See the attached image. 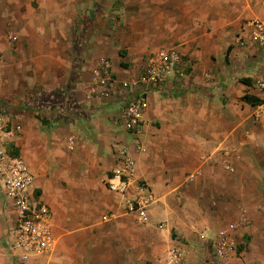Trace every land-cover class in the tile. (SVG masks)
I'll list each match as a JSON object with an SVG mask.
<instances>
[{
    "label": "crops",
    "instance_id": "crops-1",
    "mask_svg": "<svg viewBox=\"0 0 264 264\" xmlns=\"http://www.w3.org/2000/svg\"><path fill=\"white\" fill-rule=\"evenodd\" d=\"M183 1L181 10L213 9L212 0ZM223 1H227L226 9L241 18L236 32L226 37L224 48L216 54L209 35L198 48H176L190 60L191 68L169 92L147 89L148 104L136 134L123 129L121 110L124 99L132 94L124 83L141 72L144 60L140 56L130 62L123 50L125 40L115 39L116 32L97 23L96 15L88 20L91 27H79L82 33L87 27L89 33L79 48H73L72 59L82 61L80 73L70 69L57 77L48 69V83L54 84L37 102L34 96L42 90L38 85L20 98L0 93V109L8 122L21 124L10 147L29 166L34 195L49 206L55 238L52 250L25 263L10 254L15 213L0 180V264H136L137 258L141 264H162L172 245L184 250L182 264H221L208 240L223 226L225 215L209 206L208 188L225 185L218 178L220 168L216 177L211 173L214 161H208V156L230 152L226 140L232 139L233 128L247 125L259 106L244 102L241 96L250 93L263 98L253 84L264 80V45L253 42L249 31L241 29L247 18L264 22V0ZM237 34L247 40L245 46L233 42ZM100 56L109 59L113 76L106 98L85 94L88 69ZM242 77L250 78L251 84L239 81ZM6 79L4 72L0 82ZM116 141L130 145L136 162V179L128 194L142 180L156 198L147 209V223L126 213L122 196L106 187L116 164ZM137 142L145 147L144 152L136 149Z\"/></svg>",
    "mask_w": 264,
    "mask_h": 264
},
{
    "label": "rangeland",
    "instance_id": "rangeland-1",
    "mask_svg": "<svg viewBox=\"0 0 264 264\" xmlns=\"http://www.w3.org/2000/svg\"><path fill=\"white\" fill-rule=\"evenodd\" d=\"M180 2L181 0H2L0 76L6 72L7 79L0 82V93L20 98L31 87L38 85V89L42 90L34 96L33 100L37 102L48 94L54 84L48 83V69L58 74L57 77L63 76V72L70 69L80 73L82 61L72 59L73 48H79L81 42H84L87 27L86 33H82L79 27L83 24L88 27L92 25L88 20L93 15L99 18L96 19L97 23L116 32L115 39L125 40L123 50L130 62L136 61L140 56L144 60L146 53L160 48H198L205 42L207 35L213 37L216 54L224 48L226 37L233 36L241 22V18L237 19L236 11L226 9L227 1L212 0L213 9L199 11L181 10L180 7H185V4L184 1ZM117 43L120 44L121 41ZM96 65L97 63L88 69L90 72L86 96L91 71ZM34 76L45 80L39 83L32 79ZM256 82L254 81L253 88L261 94L255 87ZM262 115L264 117V111L259 112L257 108L250 114L247 125L233 128L232 139L226 140L230 147L229 153H220L212 159L208 156V161H214L211 173L216 177L217 169L220 168L221 176L218 178L225 185L208 188L209 206L224 212L225 217L221 219L223 226L220 229L229 224L235 226L232 231L236 244L233 261L237 264H264V141L259 139ZM220 199L224 202H220ZM196 263L200 264L199 261L189 262ZM136 264H141L139 258ZM143 264L151 263L147 261Z\"/></svg>",
    "mask_w": 264,
    "mask_h": 264
},
{
    "label": "built area",
    "instance_id": "built-area-1",
    "mask_svg": "<svg viewBox=\"0 0 264 264\" xmlns=\"http://www.w3.org/2000/svg\"><path fill=\"white\" fill-rule=\"evenodd\" d=\"M241 29L249 31L250 39L264 45V22L258 18H247ZM238 46H245L247 40L237 34L233 41ZM191 68L190 60L184 58L175 48L151 50L144 58L141 72L125 86L132 89V94L124 99L122 107L123 129L132 134L141 130L143 112L148 104L147 89L161 88L171 91L179 79L186 76ZM113 84L110 61L100 56L97 65L92 69L88 95L106 97ZM263 96V103L258 104L259 112L264 111V80L255 83ZM21 131V124L9 123L6 114L0 109V180L3 193L15 213L14 224L9 233V252L19 262L25 263L32 257L45 254L53 249L55 238L52 234L49 206L34 195L33 174L26 161L18 154H13L10 143ZM71 147V146H70ZM139 152L145 147L135 144ZM116 164L106 179L108 190L122 196V206L128 214H133L139 223H147V209L156 200L154 194L142 180H137L132 194L129 188L136 179V162L131 147L127 142H115ZM235 226L229 224L209 238L214 256L221 264H237L233 261L236 255V244L232 231ZM184 250L172 245L166 250L164 264H182Z\"/></svg>",
    "mask_w": 264,
    "mask_h": 264
},
{
    "label": "trees",
    "instance_id": "trees-1",
    "mask_svg": "<svg viewBox=\"0 0 264 264\" xmlns=\"http://www.w3.org/2000/svg\"><path fill=\"white\" fill-rule=\"evenodd\" d=\"M228 50H229V48L227 49V51ZM119 53H120V55H123L124 52L120 51ZM121 65L124 67H127V65L125 63H121ZM239 81H241L242 83H245L247 85L251 84L250 78H247V77H242L239 79ZM241 100H243L244 102L251 104V105H258V104L263 103V99L261 97L250 94V93L243 94L241 96ZM12 153L17 154V151L14 149V147L12 149ZM245 238L248 239V237H245ZM239 248H241V246H239Z\"/></svg>",
    "mask_w": 264,
    "mask_h": 264
}]
</instances>
